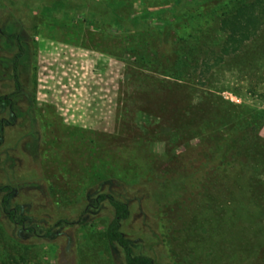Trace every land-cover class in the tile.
I'll list each match as a JSON object with an SVG mask.
<instances>
[{"label": "rangeland", "instance_id": "obj_1", "mask_svg": "<svg viewBox=\"0 0 264 264\" xmlns=\"http://www.w3.org/2000/svg\"><path fill=\"white\" fill-rule=\"evenodd\" d=\"M231 6L0 0V185L38 229L0 213L1 264H124L100 195L154 264H264V24L222 54Z\"/></svg>", "mask_w": 264, "mask_h": 264}, {"label": "trees", "instance_id": "obj_2", "mask_svg": "<svg viewBox=\"0 0 264 264\" xmlns=\"http://www.w3.org/2000/svg\"><path fill=\"white\" fill-rule=\"evenodd\" d=\"M232 6L227 10L224 21L221 26V31L225 35V40L221 46L222 54H229L236 52L245 41L250 40L256 32L264 24V0H229ZM75 7L78 4H74ZM80 8L88 9L90 13L105 18L104 20H110V24L117 27L120 30L126 28V26L137 27L140 26L139 22L134 21L133 25L131 22L125 21V23H119L120 19L114 14L105 4L96 2L95 4H89L87 1L83 2V5L79 4ZM178 9L193 8L194 4L190 1H186L181 4ZM71 9H78V8ZM177 9V10H178ZM179 11V10H178ZM108 23V22H107ZM131 23V24H130ZM17 61H15V66ZM0 105L6 107L10 114H12L13 103L9 96L0 95ZM263 112H259L261 115ZM217 158H211L206 165H214ZM1 162V158H0ZM16 193V188L9 184L0 185V213L19 231L24 233H38L36 225L31 224V219L24 214L20 206L12 207L10 205L11 198ZM107 200L108 204L113 210L111 220L108 222L104 237L109 244L116 245L123 252L124 264H154L152 258L144 254H135L132 251L129 240L121 231V222L129 215V207L127 203L115 199L114 197L107 195H100L98 199L92 200V205H96L100 200ZM65 223L63 220L58 221V225ZM7 248L0 246V259L6 254ZM1 264V261H0ZM12 264V263H2Z\"/></svg>", "mask_w": 264, "mask_h": 264}]
</instances>
